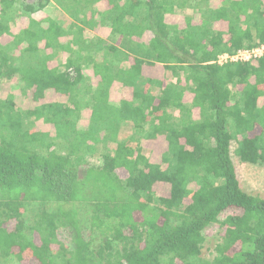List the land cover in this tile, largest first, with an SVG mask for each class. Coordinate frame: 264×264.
<instances>
[{"label":"trees","instance_id":"1","mask_svg":"<svg viewBox=\"0 0 264 264\" xmlns=\"http://www.w3.org/2000/svg\"><path fill=\"white\" fill-rule=\"evenodd\" d=\"M49 2L0 0V38L12 36L0 41V84L10 85L0 97V264H264V197L242 188L234 162L264 166V58L216 63L264 42V0H55L69 28L33 18ZM22 15L29 24L14 33ZM98 26L150 38L124 67L128 52L84 37ZM84 66L100 75L96 87ZM115 81L131 94L112 103ZM40 120L51 130H34ZM160 136L168 147L153 163L142 141Z\"/></svg>","mask_w":264,"mask_h":264},{"label":"crops","instance_id":"2","mask_svg":"<svg viewBox=\"0 0 264 264\" xmlns=\"http://www.w3.org/2000/svg\"><path fill=\"white\" fill-rule=\"evenodd\" d=\"M26 1H36V0H26ZM105 1H102L100 3H98V8H105ZM33 18L36 20H45L48 18H52L54 20H56L58 23H60L64 28H69V25L72 21V19L68 16V14L59 6L57 5V3L55 2V0H50L49 3L46 4V7L43 9L38 10L37 12H35L34 14H32ZM175 16H177V14L174 15H170L169 19L170 21H172L173 23H179L182 24L184 23V17L182 15V18L179 19V21H176L177 18H175ZM195 24H199L201 22L200 16L199 14H196L194 17V21ZM29 24V18H27L26 16L22 15L16 18V22L13 24L12 27V31L14 33H18L21 29L25 28L27 25ZM223 22L221 23H217L216 27L218 29H223ZM85 31H84V37L85 38H101L103 40H105L107 43L113 44L117 47H119L121 50H124L126 52H128L131 56L129 57V60H125L122 63V66L124 67H128L129 65H131L133 63V56L135 55L134 52L132 50H134L135 48H133L137 43H141L144 41H147L150 38V34L148 32H146L142 37H137V36H132V35H120V36H113L112 35V28L109 26H98L95 29H91V28H87L85 27ZM70 38V36H62L60 37V41L61 44H67L68 39ZM12 40V36L8 35V34H4L3 36H1L0 41L2 44H8L10 41ZM40 46L42 48H44L45 46V42L42 41L40 43ZM47 52H51L50 49H47ZM70 56V51L67 50H63L62 52V58H63V62L66 61V59ZM59 58H54L52 61V65H57L59 60ZM146 68L150 69L151 73L156 71L158 74H160L161 77H165V70L162 64L160 63H153V64H148V67L146 66ZM145 68V69H146ZM83 77L86 81V84H90L92 87H96L98 85V83L100 82L101 78L100 75H97L94 71V68L91 66H84L83 68ZM4 84H9V83H4ZM1 84V85H4ZM9 94V93H8ZM7 94V95H8ZM126 94V95H130L131 91L130 89L126 88L123 86L122 83L115 81L113 83V85L111 86L110 89V101L112 103H117L121 97ZM6 95V96H7ZM5 96V97H6ZM2 97V98H5ZM49 98L51 100H53L51 98V96H49ZM55 99H61L63 100V97H60L58 95H56L54 97ZM185 100L187 102L191 101V96L190 94H186L185 96ZM17 101V98H16ZM65 101V100H64ZM261 101V100H260ZM22 107V106H20ZM23 108H27V107H23ZM195 116L198 115V111L197 109L194 110ZM90 114H91V110L90 109H85L83 111V118L80 120V126L82 127H87L89 124V119H90ZM160 139H162L163 137L160 136L158 137ZM156 138V139H158ZM156 139H147V140H143L142 143L144 141H149V140H156ZM163 140L165 142H167L165 140V138H163ZM144 147V146H143ZM167 147H168V143H167ZM167 147L165 148V150L163 151V154L166 152ZM145 154L149 157V159L151 160V162L153 163H161L162 161V157L161 160L159 159H151L152 156H150L148 153L145 152ZM121 175L123 177L127 176V173H121Z\"/></svg>","mask_w":264,"mask_h":264},{"label":"rangeland","instance_id":"3","mask_svg":"<svg viewBox=\"0 0 264 264\" xmlns=\"http://www.w3.org/2000/svg\"><path fill=\"white\" fill-rule=\"evenodd\" d=\"M176 21L182 18V14H177L175 16ZM10 92V85L9 84H0V97H5ZM17 98V105L22 107H27L30 103L28 97H23L22 95L15 96ZM260 104H264V99H261ZM35 129H40L44 131H50V126L43 122L42 120L38 121L35 125ZM166 140V139H165ZM131 145L136 146V143H131ZM144 152L148 153L152 156L151 159H159L163 155V151L167 147V142L162 139L158 138L156 140H149L143 142ZM235 145L233 146V148ZM90 162L100 164L101 158L99 155H95L89 157ZM234 162L237 169L238 177L241 183V186L244 190L251 194H258L264 197V166L261 165H253L250 163H242L239 159L234 156ZM126 174V172H124ZM194 189H196L193 186ZM168 187L166 184H163L161 187L158 188L157 192L159 194L167 193ZM220 231L217 226H214L208 230L207 240L202 249V256L206 259H213L215 255V245L219 241L220 238ZM37 241H40L38 238Z\"/></svg>","mask_w":264,"mask_h":264},{"label":"built area","instance_id":"4","mask_svg":"<svg viewBox=\"0 0 264 264\" xmlns=\"http://www.w3.org/2000/svg\"><path fill=\"white\" fill-rule=\"evenodd\" d=\"M261 58H264V42H260L253 47H242L233 53H222L218 56L216 63L219 65L243 62L257 64Z\"/></svg>","mask_w":264,"mask_h":264}]
</instances>
